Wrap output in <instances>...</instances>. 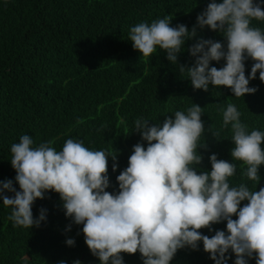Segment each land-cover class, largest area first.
Returning a JSON list of instances; mask_svg holds the SVG:
<instances>
[{
	"label": "trees",
	"instance_id": "1",
	"mask_svg": "<svg viewBox=\"0 0 264 264\" xmlns=\"http://www.w3.org/2000/svg\"><path fill=\"white\" fill-rule=\"evenodd\" d=\"M210 0H0V181L15 182L11 167V145L22 135L32 137L33 147L52 142L57 151L69 138L82 141L90 150H105L117 155L116 171L108 159L110 187L118 193L116 177L128 166L133 146L146 141L136 133L135 121L143 118L150 124H161L165 116L176 111L187 112L197 104L202 108L205 130L198 139L197 154L202 162L196 167L210 171L209 157L236 165L228 178L230 187L244 183L250 190L264 187V164L259 166L260 181L249 180L246 165L233 160L231 124L223 127V111L229 103L241 113L240 120L252 130L264 132V82L249 81L254 94L235 97L230 88L209 85L208 91L194 89L187 70L195 58L188 49L202 37L221 42L223 33L205 27L187 40L178 55L177 65L157 50L144 57L134 50L130 29L169 17L171 26L186 25L189 30ZM222 2V0H217ZM261 2V0H254ZM264 8V2H261ZM252 27L264 30V21L252 20ZM226 61H212L218 69ZM254 61H245L246 77ZM218 133V135H215ZM264 148V144L261 145ZM4 195L14 194L4 191ZM247 201L241 202V207ZM46 209V220L39 227L14 226L9 219L12 208L0 199V264H100L85 243L82 225L67 218L59 194L45 193L37 199L32 211ZM236 219V216L232 217ZM70 227V230H69ZM212 230L201 229L209 237L216 230L226 231V221L213 224ZM75 245L68 246L67 239ZM124 264H143L141 254L121 253ZM227 264H234L235 254L229 250ZM247 264H256L255 255ZM170 264H215L203 249H179Z\"/></svg>",
	"mask_w": 264,
	"mask_h": 264
},
{
	"label": "clouds",
	"instance_id": "2",
	"mask_svg": "<svg viewBox=\"0 0 264 264\" xmlns=\"http://www.w3.org/2000/svg\"><path fill=\"white\" fill-rule=\"evenodd\" d=\"M264 2V0H261ZM254 0H210L197 16L191 30L184 25L171 26L169 17L151 24L139 23L130 29L134 50L144 57L157 47L165 52L173 65L185 42L205 27L223 33L224 44L202 37L188 49L195 58L187 70L194 89L208 91L209 85L230 88L235 97L254 94L249 87L256 78L264 82V30L252 27V20L264 21V8ZM254 61L251 73L245 75L246 59ZM225 60L223 67L210 66ZM223 111V127L231 124L233 160L246 165L244 175L260 181L259 166L264 164V132L252 130L240 120L241 113L229 103ZM202 108L193 104L187 112L176 111L165 116L161 124H150L143 118L135 121L136 133L142 141L133 146L128 166L116 177L118 193L110 187L108 159L116 171L117 155L105 150H90L82 141L67 139L57 151L52 142L33 147V139L25 134L11 145V167L15 182L0 181V199L12 208L9 219L14 226L39 227L46 220V209L34 218L32 206L45 193L59 194L67 218L82 225L85 243L100 264H124L121 253L139 252L143 264H170L179 249H203L215 264H227L226 253L235 254L234 264H247L255 255L256 264H264V187L250 190L246 184L230 187L228 178L236 165L216 154L209 157L210 171L197 172L198 139L204 132ZM218 135V133H215ZM13 196L4 195V191ZM247 201L243 207L241 202ZM236 216V219L232 217ZM226 221V231L216 230L211 237L201 229L212 230L213 224ZM70 230V227H69ZM74 246V239H67ZM60 264H65L61 261ZM73 264H81L79 260Z\"/></svg>",
	"mask_w": 264,
	"mask_h": 264
}]
</instances>
